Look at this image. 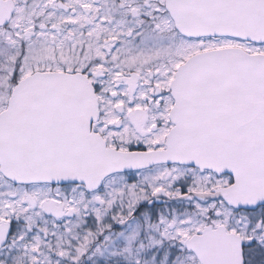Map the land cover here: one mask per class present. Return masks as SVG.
Here are the masks:
<instances>
[{
	"label": "snow or ice",
	"instance_id": "snow-or-ice-1",
	"mask_svg": "<svg viewBox=\"0 0 264 264\" xmlns=\"http://www.w3.org/2000/svg\"><path fill=\"white\" fill-rule=\"evenodd\" d=\"M0 264H264V0H0Z\"/></svg>",
	"mask_w": 264,
	"mask_h": 264
}]
</instances>
